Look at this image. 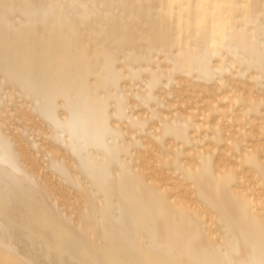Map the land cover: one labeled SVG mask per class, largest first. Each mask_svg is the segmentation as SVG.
I'll return each mask as SVG.
<instances>
[{
	"label": "bare ground",
	"instance_id": "1",
	"mask_svg": "<svg viewBox=\"0 0 264 264\" xmlns=\"http://www.w3.org/2000/svg\"><path fill=\"white\" fill-rule=\"evenodd\" d=\"M259 129L264 0H0V264H264Z\"/></svg>",
	"mask_w": 264,
	"mask_h": 264
},
{
	"label": "rangeland",
	"instance_id": "2",
	"mask_svg": "<svg viewBox=\"0 0 264 264\" xmlns=\"http://www.w3.org/2000/svg\"><path fill=\"white\" fill-rule=\"evenodd\" d=\"M185 95H187V96H192L190 91H189L188 93H186ZM192 97H193V96H192ZM193 101H195V100H194V99H191L189 102H193ZM15 105L18 106L19 104H15ZM15 105H14V106H15ZM203 105H204V103H199L197 106L202 107ZM19 107H20V106H19ZM10 109H12V108H10ZM12 110H13V109H12ZM26 110H27V112H28V109H25V111H26ZM191 110H193V109H189V110H187V111H184V110H183L182 112H183V113H188V111H191ZM10 111H11V110H10ZM13 111H14V110H13ZM13 111H11V112L13 113ZM237 112H238V111H235L233 114L236 115ZM7 113L10 114V117H8L9 115L7 114V115H8L7 117L10 118L9 121L12 120V119H14V118H16V117H14V116H13V117H14V118H13L12 115H13V114H17V113H13V114L10 113V112H7ZM11 114H12V115H11ZM21 117H23V116H21ZM21 117L16 118V121H17L18 119H21V120H22V119H23V120L27 119V118H24V117L21 118ZM25 117H26V116H25ZM11 118H12V119H11ZM21 120H18V122H19V121L22 122ZM9 121H7L8 124L12 123V121H10V123H9ZM16 121H15V120L13 121V123H15L16 125H15V126H12V125H13V123H12V124H11L12 127H10V128H8L9 125L6 123V124H7V126L5 125L6 129H8V130H10V131H12V132H10V131H8V130H5V132L8 131V132H10L11 134L15 135L16 133L20 132V130L18 131L19 125L22 126V125L27 124L28 122H29L28 124H30V121L33 122V120H29V121H27V123L22 122V124H18V123H16ZM25 121H26V120H25ZM32 122H31L30 125L33 124L32 126H34V122H33V123H32ZM23 123H24V124H23ZM17 124H18V125H17ZM28 124H27V125H28ZM30 125H29V126H30ZM228 125H229V127H227ZM21 126H20L19 129L22 128ZM29 126H28V127H29ZM223 126H224V127H225V126L227 127V131H226L225 133H233V134H236V133L238 132V127H236V126H232V124H231L230 122H226V121H224ZM15 127H17L16 129H17L18 132L15 131V134H14V133H13L14 130H11V129H12V128L14 129ZM34 127L36 128V125H35ZM30 128H31V126H30ZM255 129H256V128H255ZM31 131H33V130L31 129ZM258 131H259V132H258ZM258 131L255 130V131L253 132V134H254V138H250V137L248 136V138H247L246 140L249 141V142L245 143L244 145H246V146H247V145H248V146H251V145H253V144H262V143H264V135H263V133H262V130L259 129ZM6 133H7V132H6ZM29 133L32 134V135L29 134L31 138H32L33 136H36V134H37V137L35 138V140L38 141L37 143H38L39 145L41 144L40 142H42V144H43V139H44L45 136L43 137V135H42L41 133H39L38 131H37V133L35 132L36 134H34V135H33L34 132H33V133L29 132ZM38 134H40V136H39ZM248 134H250V129H249V131L247 132V135H248ZM41 138H43V139H41ZM32 139H33V138H32ZM249 139H250V140H249ZM44 140H45V139H44ZM47 140H48V139H46V140L44 141V144H47V142H48ZM45 142H46V143H45ZM30 146H31V145H30ZM146 146H147V145H145V147H143V148H141V149H145ZM31 147H32V146H31ZM148 148H149V146H148ZM224 148H225V147H223V149H224ZM223 149H221V150H222L221 153H223ZM33 150L36 152V150L32 147V148H31V151L33 152ZM146 150H147V148H146ZM146 150H143V151H145V153H142L145 157H144V156H143V157L141 156L142 159H140V160H145L146 163H143V161H139L138 164H139L140 162L143 163L142 165L139 164L140 168L143 167L142 170L145 171V170H144V167L146 166V168H149V169L146 170V171H147V172L149 171L148 173H150L151 175H154V174H156V173H159V169H160V168L158 169V165H157L158 163L156 162V164H154V163L152 162V161L155 159L156 155H155L153 152H152V153L150 152V151H151V148H150V151H148V152H149L148 154H146V153H147ZM42 151H43V150H42ZM43 152H44V151H43ZM43 152H42L41 154H43ZM37 153H38V152H36V154H37ZM36 154L34 153V157H35ZM39 154H40V152H39ZM39 154H37V155H39ZM41 154H40V155H41ZM152 154H154V155H152ZM37 155H36V159L39 158V157L37 158ZM146 155H147V156H146ZM224 155H227V154L224 153ZM43 158L45 159V157H44L43 155H41V158H40L41 161L44 160ZM226 159H227V160H226V163H227V162L229 161V159H228V158H226ZM38 160H39V159H38ZM41 161H38V162L41 163ZM148 162H149V163L151 162L152 165H149V164H148V166L145 165V164H147ZM154 162H155V161H154ZM144 165H145V166H144ZM141 166H142V167H141ZM157 169H158V170H157ZM146 171L144 172L145 174H147ZM156 171H158V172H156ZM166 173H167V174H166ZM150 174L147 175L148 178H149V176H151ZM161 174H163V172H162ZM164 174H165L164 176H161V175H160L161 179H162L163 177H166L168 174H169V176H168L169 178L174 177L173 174H171V175H172V177H171L170 173H168V172H164ZM56 179H57V178H56ZM174 179H175V177H174ZM174 179L172 178V179H170L169 182L167 181L166 183L169 184V185H168L169 187L174 186V189H175V190H174L173 192H175L176 194H181V188L178 186V184L175 182ZM149 180H151V179H149ZM56 181H57V180H55L54 182H55L56 184H58L59 181H57V182H56ZM152 181H153V180H152ZM250 184H252V185L255 184V182H254V180H253L252 178L247 179V181L243 184V187H248V186L250 187ZM72 199H73V198H72Z\"/></svg>",
	"mask_w": 264,
	"mask_h": 264
}]
</instances>
